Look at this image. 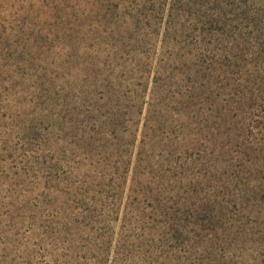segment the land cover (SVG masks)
<instances>
[{
    "label": "rangeland",
    "instance_id": "obj_1",
    "mask_svg": "<svg viewBox=\"0 0 264 264\" xmlns=\"http://www.w3.org/2000/svg\"><path fill=\"white\" fill-rule=\"evenodd\" d=\"M130 3L0 0V264H264V21Z\"/></svg>",
    "mask_w": 264,
    "mask_h": 264
},
{
    "label": "trees",
    "instance_id": "obj_2",
    "mask_svg": "<svg viewBox=\"0 0 264 264\" xmlns=\"http://www.w3.org/2000/svg\"><path fill=\"white\" fill-rule=\"evenodd\" d=\"M133 6L139 5L141 13H150V17L158 10L168 13V18L174 14L202 13L207 21L202 25L203 32L208 31L211 35H226L229 42L230 56L227 61L231 62L234 58H239L247 51L249 16L259 18L264 21V0H128ZM133 3V5H132ZM136 7V6H135ZM183 7H186L184 9ZM138 8V7H136ZM189 9L192 11L190 12ZM165 16V15H164ZM253 18V17H252ZM255 19V18H254ZM171 21V19H169ZM256 63H259L256 62ZM256 74L264 73V58L261 64L256 66ZM54 131V130H53Z\"/></svg>",
    "mask_w": 264,
    "mask_h": 264
}]
</instances>
